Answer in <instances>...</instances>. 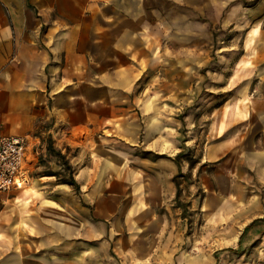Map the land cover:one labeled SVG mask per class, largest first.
<instances>
[{
	"label": "crops",
	"instance_id": "obj_1",
	"mask_svg": "<svg viewBox=\"0 0 264 264\" xmlns=\"http://www.w3.org/2000/svg\"><path fill=\"white\" fill-rule=\"evenodd\" d=\"M214 9L212 0H0V131L28 137L27 188L14 199L33 213L4 249L13 262L0 264H219L243 247L242 231L264 215L217 249L209 234L199 250L183 247L156 223L172 217L157 207L180 171L176 154L159 149L175 125L169 109L206 87L198 19ZM258 132L260 148L256 134L235 145L227 191L264 189V125ZM229 151L210 144L207 161Z\"/></svg>",
	"mask_w": 264,
	"mask_h": 264
},
{
	"label": "rangeland",
	"instance_id": "obj_2",
	"mask_svg": "<svg viewBox=\"0 0 264 264\" xmlns=\"http://www.w3.org/2000/svg\"><path fill=\"white\" fill-rule=\"evenodd\" d=\"M212 2L221 12L214 9L199 14L198 19L205 28L198 40L208 44L205 76L199 75L198 85L206 87L192 103L185 100L182 108L169 109V114L176 113L175 125L166 129L159 146L164 152L176 154L180 171L173 177L175 193L174 188H167L165 198L169 200L157 207L159 213L172 217L156 223L161 230H175L183 247L193 250L207 244V234L214 236L217 249L225 244V234L236 228L242 230L241 223L252 215H264V189L234 184L227 191L221 185L227 184L222 172L233 160L239 140H251L256 134V148L262 144L258 130L264 125V0ZM175 15L171 12L167 17ZM181 15L187 23L196 16L185 11ZM186 40L190 43V38ZM219 143L231 146L228 159L207 161L209 145ZM24 183L20 189L27 188ZM16 195L15 186L0 192V263L13 262L14 253H5L4 249L21 240L23 227H27L21 217L33 214L28 199H14ZM240 239L243 247L227 253L219 264H264V220L252 221Z\"/></svg>",
	"mask_w": 264,
	"mask_h": 264
},
{
	"label": "built area",
	"instance_id": "obj_3",
	"mask_svg": "<svg viewBox=\"0 0 264 264\" xmlns=\"http://www.w3.org/2000/svg\"><path fill=\"white\" fill-rule=\"evenodd\" d=\"M27 142L26 135L5 134L0 131V192L12 186L21 187L20 184L26 181L23 163Z\"/></svg>",
	"mask_w": 264,
	"mask_h": 264
},
{
	"label": "bare ground",
	"instance_id": "obj_4",
	"mask_svg": "<svg viewBox=\"0 0 264 264\" xmlns=\"http://www.w3.org/2000/svg\"><path fill=\"white\" fill-rule=\"evenodd\" d=\"M20 186H22V184H20Z\"/></svg>",
	"mask_w": 264,
	"mask_h": 264
}]
</instances>
